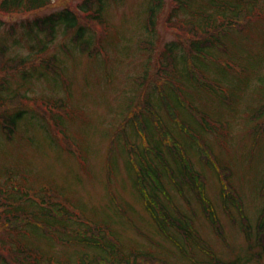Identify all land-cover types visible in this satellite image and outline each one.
<instances>
[{
    "label": "rangeland",
    "instance_id": "obj_1",
    "mask_svg": "<svg viewBox=\"0 0 264 264\" xmlns=\"http://www.w3.org/2000/svg\"><path fill=\"white\" fill-rule=\"evenodd\" d=\"M84 1L52 0L39 12L0 14L8 58L40 51L27 64L31 77L21 70L6 80V105L23 103L26 112L11 137L0 123V264L17 262L24 246L63 263L94 258L99 252L69 241L76 235L69 231L85 229L113 237L141 264H264L244 232L246 225L255 230L264 207V117L255 118L264 104V0L244 4L250 22L232 28L226 49L209 57L188 53L166 22L170 0L154 30L155 0L107 1L104 25L92 32L89 19L81 23L83 42L92 37L88 53L75 40L77 30L63 27L52 42L38 31V39L13 44L27 23L76 11ZM189 15L180 14L181 21H191ZM168 44L179 49L174 60L166 56ZM52 103L58 105L50 110ZM226 187L234 190L229 209ZM205 198L220 234L206 218ZM148 201L166 220L165 231ZM56 203L66 210L52 223L44 212Z\"/></svg>",
    "mask_w": 264,
    "mask_h": 264
},
{
    "label": "trees",
    "instance_id": "obj_2",
    "mask_svg": "<svg viewBox=\"0 0 264 264\" xmlns=\"http://www.w3.org/2000/svg\"><path fill=\"white\" fill-rule=\"evenodd\" d=\"M51 1L52 0H0V14L5 16L39 12L40 10L49 7L52 4ZM107 1L110 0H85L78 6L76 11L67 9L59 13L51 14L50 16H47L43 19L36 18L34 21L29 22L27 23V25L23 26L24 31L21 33L20 39L14 40L13 44L17 46L20 44V42H23V40L28 43L34 40V38L38 39V31L41 33H47L48 40L52 42L54 40L56 31L60 27H63L66 30H77L75 40L78 44L81 45L82 51L88 53L87 48L92 41V37L91 35H89L88 40H85L83 42V38L86 34V28L82 26L81 23H83L84 19H89L88 25L90 26L92 32V27L96 25H104L106 23L104 20V11L109 4V2ZM170 1L174 5V10L169 13L166 22L173 26L174 32H176L175 34L180 37V41L187 43L185 44V47L187 48L188 53H203L205 57L212 56L216 49L218 50V53H220L222 50H225L226 45L223 41L230 34V30L234 27L240 29L251 20V10L247 9V7L244 5L246 2H249V0H200V4L202 5L197 7L193 6L198 0ZM255 1L256 0H254L252 7L254 6ZM164 2L165 0H155L154 4L149 10V23L153 30L156 27V22L160 12L163 9ZM180 14H190L189 16L191 17V21H181L184 18H181ZM177 18H179L178 20H180L178 21V23H181L182 26L178 25L176 21ZM5 25L6 22L0 19V30ZM180 30H183L184 32L181 33ZM95 32L96 36H98L99 33L97 31ZM14 33L15 28L13 27L11 29V35H13ZM9 48L10 47L5 43V40L0 43V74L4 78L2 80V83L4 84H1L0 86V123L3 131L8 134V137H11L15 133L18 120L23 117L26 110L23 109L25 108V105L23 103L16 105V108L14 109L6 105L11 101V99L6 95V93L9 92V83L6 82V80L10 73L21 70L25 79L31 77V74L26 71L27 64L28 62H30L29 60L32 59V57L36 58L37 56H39L40 51H36V47L31 46V48L36 51L33 56H29L28 58H8L7 53H9ZM174 48H177V45L168 44L166 46V56L171 60H174V57L172 56ZM182 55L184 56V53H182ZM54 60L55 58H53V61ZM196 75L198 76V79H200V81L206 80L207 78L205 75ZM207 80H209V78H207ZM261 80L264 87V74ZM23 101L25 102V100ZM38 105L42 106V108L44 105L47 107L46 104L42 103ZM56 105H54L53 103L49 104L48 108L52 110L54 109L53 106ZM32 106L33 111L39 108L36 104ZM43 109L45 110V108ZM261 117H264V104L255 114L256 119ZM261 132H264L263 125L261 126ZM47 196H49V194ZM230 197V190L228 188H225L223 198V202L226 205L225 207H228ZM14 199L16 200L15 196ZM46 199L47 197H44L42 200L46 201ZM203 202L205 207L204 211L207 214L208 220L216 227L215 230L220 234L221 232L219 229V224L212 206L209 202ZM233 203L235 204V206H240L239 201L235 198L233 199ZM147 208L153 216L154 220L157 222L158 226L163 230L164 224L162 222L165 220L161 219L163 216L159 212H157L156 209H154V205L151 201H148ZM14 210L18 211L17 209ZM62 210H66V208L60 207L56 203V206L54 204L50 210L46 209L44 213H47L48 217L54 219L53 221H51L53 223L56 220L53 215L55 214L56 217H59V213ZM15 217L16 216L12 217V219L10 220L9 224H11V228H14V224H16L13 223V221H15ZM21 222L23 221L21 220ZM62 227V234L68 236V227ZM177 230L181 232L180 229ZM85 231L87 232L82 233L80 231H69L76 234L75 236L69 235V238H71L69 241L73 240L77 243V245L92 248L95 250V252H99V255L94 258H90L87 255L82 256L75 264H141L133 259V253L129 254L127 251L123 250L121 244L118 243L113 237L106 241L105 237L100 236L99 233H93L92 230L89 229H85ZM183 232H185L186 235L190 233L188 230H184ZM244 232L247 236L248 241L251 243L253 242L256 247H259L264 253V208L261 211V215L258 219L255 230H251L250 226L246 225V228L244 227ZM77 233L79 234L77 235ZM164 233L167 234V231ZM18 254H20V258L17 262L12 263L10 261H7L6 264H73L72 262H58L50 256L39 254L28 246H24L23 248H21ZM237 263L235 262L233 264ZM216 264L228 263L218 260Z\"/></svg>",
    "mask_w": 264,
    "mask_h": 264
}]
</instances>
